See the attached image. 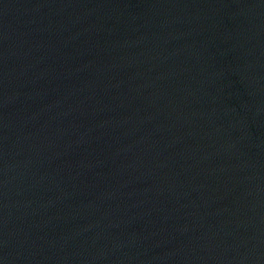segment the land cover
<instances>
[{"label": "water", "instance_id": "obj_1", "mask_svg": "<svg viewBox=\"0 0 264 264\" xmlns=\"http://www.w3.org/2000/svg\"><path fill=\"white\" fill-rule=\"evenodd\" d=\"M0 264H264V0H0Z\"/></svg>", "mask_w": 264, "mask_h": 264}]
</instances>
